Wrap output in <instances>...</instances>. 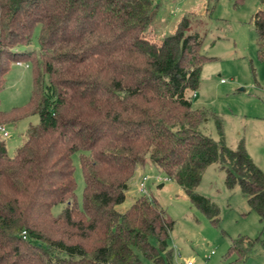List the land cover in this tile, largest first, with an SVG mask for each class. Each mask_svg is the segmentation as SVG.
<instances>
[{"label": "trees", "instance_id": "trees-1", "mask_svg": "<svg viewBox=\"0 0 264 264\" xmlns=\"http://www.w3.org/2000/svg\"><path fill=\"white\" fill-rule=\"evenodd\" d=\"M150 8L151 0H0V90L10 63L27 60L32 71L28 102L0 110V125L37 116L13 152L0 138V264H140V255L171 264L174 221L164 208L143 193L114 207L148 159L213 222L217 207L195 186L219 161L224 184H238L264 224V171L242 140L230 150L202 133L211 113L184 96L209 59L201 39L184 34L182 17L171 34L152 40ZM251 21L264 59V9ZM36 26L37 51H18ZM256 240L264 246V238L236 236L227 247L234 258L220 264H241Z\"/></svg>", "mask_w": 264, "mask_h": 264}, {"label": "rangeland", "instance_id": "rangeland-1", "mask_svg": "<svg viewBox=\"0 0 264 264\" xmlns=\"http://www.w3.org/2000/svg\"><path fill=\"white\" fill-rule=\"evenodd\" d=\"M261 8L264 9L261 0H151L153 19L148 33L152 40L158 41L171 34L182 17L187 19L184 34H197L201 39L200 53L209 58L201 66L196 88L184 92L193 108L211 113L199 130L215 141L220 140L230 150L242 140L248 155L264 171V59L257 55L251 21L254 12ZM37 33L36 26L28 44L16 49L36 52ZM31 77L29 61L10 63L0 90V110L21 107L28 102ZM36 122L37 116L31 114L13 126L2 124L9 134L4 139L9 153L22 143L27 125ZM216 123L220 124L221 132ZM71 160L74 192L79 203L83 178L77 153L71 155ZM142 175L147 177L143 194L153 197L174 221L166 242L171 251V264H186L187 260L190 264H220L234 258L235 254L228 252L227 247L236 236L264 238V224L248 207L239 185L224 184L225 170L219 161L206 165L195 186L196 192L208 197L217 207L215 222L189 202L174 180L164 179L166 176L149 159L135 167L124 199L114 205L117 210H123L133 197L141 194L137 181ZM61 208V203L54 204L51 212L57 214ZM140 260V264H155L142 255ZM241 264H264V246L259 240L253 242Z\"/></svg>", "mask_w": 264, "mask_h": 264}, {"label": "built area", "instance_id": "built-area-1", "mask_svg": "<svg viewBox=\"0 0 264 264\" xmlns=\"http://www.w3.org/2000/svg\"><path fill=\"white\" fill-rule=\"evenodd\" d=\"M9 137V134L6 130V128L2 125H0V138L1 139H5ZM147 177L145 175H142L139 177L138 181H137V190L140 193H145V181H146ZM159 180H161L160 178H158ZM164 179H168V177H164ZM22 236L24 234V231L21 232ZM186 264H190V260L186 261Z\"/></svg>", "mask_w": 264, "mask_h": 264}, {"label": "crops", "instance_id": "crops-1", "mask_svg": "<svg viewBox=\"0 0 264 264\" xmlns=\"http://www.w3.org/2000/svg\"><path fill=\"white\" fill-rule=\"evenodd\" d=\"M193 95H194V93L191 94V96H193ZM244 146H245V149H246V143H245V142H244ZM246 151H247V150H246Z\"/></svg>", "mask_w": 264, "mask_h": 264}]
</instances>
